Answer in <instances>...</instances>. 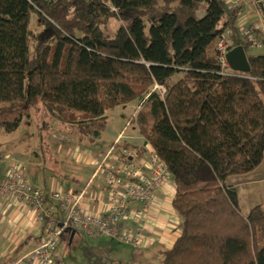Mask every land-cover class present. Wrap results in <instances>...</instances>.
Masks as SVG:
<instances>
[{
  "label": "trees",
  "instance_id": "16d2710c",
  "mask_svg": "<svg viewBox=\"0 0 264 264\" xmlns=\"http://www.w3.org/2000/svg\"><path fill=\"white\" fill-rule=\"evenodd\" d=\"M241 9L227 0H0V126L14 131L40 111L102 147L101 107L135 101L124 127L144 145L121 137L104 148H150L172 175L180 233L163 264H264V205L244 214L228 184L264 159V38L250 51ZM33 13L48 34L32 31ZM226 31L249 72L221 68Z\"/></svg>",
  "mask_w": 264,
  "mask_h": 264
},
{
  "label": "built area",
  "instance_id": "2783aa9c",
  "mask_svg": "<svg viewBox=\"0 0 264 264\" xmlns=\"http://www.w3.org/2000/svg\"><path fill=\"white\" fill-rule=\"evenodd\" d=\"M240 34L250 44V50L263 48V37L256 34L253 26H239ZM229 39L224 35L217 41L221 68H229L225 58ZM254 49V50H255ZM125 130V127L123 128ZM123 132L115 138L120 141ZM144 155L129 147L110 146L101 151L92 175L79 190H57L51 193L33 185L28 179L22 163L0 153V165L9 159L0 176V193L16 198L29 206L37 219L45 224L39 243L25 255L27 264H56L55 254L58 240L68 228L81 229L90 236H108L139 247L144 244L142 224L149 216L156 190L168 179L169 172L152 149L145 148ZM102 182L107 194L106 212H91L82 204L88 190ZM62 212V219L52 213V204ZM130 221L127 228L125 221Z\"/></svg>",
  "mask_w": 264,
  "mask_h": 264
},
{
  "label": "rangeland",
  "instance_id": "374dc122",
  "mask_svg": "<svg viewBox=\"0 0 264 264\" xmlns=\"http://www.w3.org/2000/svg\"><path fill=\"white\" fill-rule=\"evenodd\" d=\"M241 3L245 15H249V11L253 13V16L258 15L264 21L263 1L237 0V4ZM117 26L118 22L111 19L110 27L115 29ZM249 26L252 25L249 24ZM30 27L34 33L48 34L50 32L48 28L39 25L34 13L31 15ZM256 31L262 39L264 36L261 29L257 27ZM254 49L251 48L250 51L255 53L262 51ZM226 72H232V69L227 68ZM135 107V101L117 105L111 109L101 107V114L107 115V127L102 131L98 141L100 142L101 138L109 141L118 132L121 124L125 123L123 118L130 116L128 114ZM128 128L138 133L133 124ZM92 144L94 143H91L88 138L81 137L75 127L62 123L55 117L44 116L40 111L32 110L14 131L8 132L0 126V153L15 154V158L23 162L28 179L37 187H42L43 173L47 175L49 185L50 181L56 177L68 186V181L63 176L67 174L70 176L76 172L90 176L94 165L86 162L96 163L101 155L100 148L105 147V145L98 147ZM46 146L50 150L49 155L44 156L42 151ZM8 162V160L4 161L0 169L7 166ZM76 230L73 242L61 238L58 240L57 256H55L57 264H163V250L158 247L150 249L135 247L116 238L104 235L90 236L83 233L81 229Z\"/></svg>",
  "mask_w": 264,
  "mask_h": 264
},
{
  "label": "crops",
  "instance_id": "0c3cea01",
  "mask_svg": "<svg viewBox=\"0 0 264 264\" xmlns=\"http://www.w3.org/2000/svg\"><path fill=\"white\" fill-rule=\"evenodd\" d=\"M227 2L232 6L239 5V7H242V3L237 4V0H227ZM248 13L250 14L245 15L244 9H241L237 17L238 25L249 26V24H251L253 27L261 29L262 35L264 36V21L260 19L258 15L253 16V13L249 11ZM224 36L229 38L227 31L224 33ZM123 119L125 120L126 118L124 117ZM123 128L124 124H121L118 132L114 134L109 141L105 138H101V141H98V145H108V143L115 140L120 132H123L122 141H127L131 143V145H144L143 139L138 133L130 131L129 128L126 130H123ZM100 150L102 151L104 149ZM3 154H7L10 158L20 162L15 158V154L12 155L8 152ZM6 160L9 159H5V161ZM20 163L23 165V162ZM86 163L94 165L93 171L95 170L96 165L94 162L88 161ZM6 167L7 166L0 169V176ZM90 176L76 172V174H74L76 181L68 180L63 177L68 181V186L56 177L50 181V185L47 179L44 180L43 178V184L40 188L48 194L57 190H79ZM95 184L96 185H93V187L88 190L82 204L85 209L91 212L104 213L106 212L108 202L107 194L101 189L103 188L101 181H97ZM228 184H231L236 189L238 204L240 210L244 214L248 213L254 205L259 203L264 205V159L262 163L250 173L230 178ZM175 186L176 184L170 174L165 183L156 190V199L152 204V209L149 212L148 218L142 224L141 235H145L146 239H144V244L139 246L140 248L144 247L150 249L152 247H158L160 250H165L170 248L178 237L180 233V218L171 205ZM259 199H261V201H259ZM49 204H52L53 215L57 219H62L63 214L59 208L55 206V202L49 200ZM129 222L128 220L125 221L123 224L125 228L129 226ZM44 228L45 224L37 219L36 214L33 213L29 206L21 203V201L16 198H11L10 196L0 193V264H27L25 255L39 243ZM72 229H75L73 236H71V231L67 229L60 238L68 242H73L77 230L76 228ZM55 256L57 255L55 254Z\"/></svg>",
  "mask_w": 264,
  "mask_h": 264
},
{
  "label": "water",
  "instance_id": "95a60500",
  "mask_svg": "<svg viewBox=\"0 0 264 264\" xmlns=\"http://www.w3.org/2000/svg\"><path fill=\"white\" fill-rule=\"evenodd\" d=\"M225 58L229 67L236 72L247 73L250 71V65L246 56V51L242 45L228 46ZM146 144V142H145ZM71 236L75 233V229L68 228Z\"/></svg>",
  "mask_w": 264,
  "mask_h": 264
}]
</instances>
